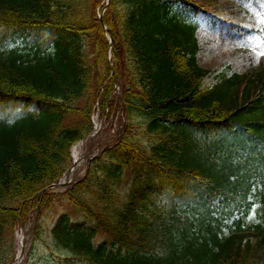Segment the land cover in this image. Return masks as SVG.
Here are the masks:
<instances>
[{"label":"trees","instance_id":"obj_1","mask_svg":"<svg viewBox=\"0 0 264 264\" xmlns=\"http://www.w3.org/2000/svg\"><path fill=\"white\" fill-rule=\"evenodd\" d=\"M101 1L0 0V34L18 41L7 48L0 41V111L7 99L38 107L0 122V264L10 257L1 251L5 229L20 207L26 210V198L67 168L69 146L91 128L95 101L104 109L113 92L109 43L96 11ZM212 1L110 0L104 22L114 66L123 72L129 121L80 197L67 193L88 223L74 226L60 214L46 242L59 256L85 264H264V189L255 195V216L245 209L225 226L226 210L214 216L210 206L222 194L228 209L231 193L264 184V163H254L264 161V61L203 85L210 68L199 59L198 26L184 11L203 13ZM38 28L56 36L31 39ZM138 119L143 137L134 133ZM235 131L255 141L235 143ZM190 135L198 144L186 141ZM240 155L244 161L235 164ZM246 165L259 169L249 176ZM194 178L206 185L196 200L177 190L178 181ZM38 197L42 213L52 195ZM98 229L106 233L96 241Z\"/></svg>","mask_w":264,"mask_h":264},{"label":"rangeland","instance_id":"obj_2","mask_svg":"<svg viewBox=\"0 0 264 264\" xmlns=\"http://www.w3.org/2000/svg\"><path fill=\"white\" fill-rule=\"evenodd\" d=\"M225 8L221 10L224 11V14L220 15L222 18H226L229 15H232L235 19L234 22L237 24V28H219L216 32H213L211 28L204 27V23H202V28L199 32L200 42L202 45V50L200 52V57L204 64L208 65L211 68V72L204 79L205 84H209L213 82L216 78L217 72L225 69L228 73L231 71H243L251 65L258 64L264 56V31L257 32L255 31L258 27L264 26V0L259 4V6H252L250 3L247 4V7H243L239 13V7H235L236 4L225 3ZM101 9V8H100ZM103 10V9H102ZM232 13V14H230ZM245 38V39H244ZM242 41H245L246 47L241 46ZM247 48V49H246ZM92 115L91 120H93V125L95 123L102 121L103 123V131L106 132V137H109L113 134L115 127L117 125L119 113L117 112V106L114 107L113 110H106L104 115H101L97 109ZM139 127H141L139 125ZM138 127V128H139ZM142 128V127H141ZM94 128L91 130V132ZM199 132H203L200 130ZM198 135V134H197ZM190 135L187 136L186 141L191 144H198L200 138L199 136ZM233 140L235 143L241 140L252 141V136L249 135L248 131L243 132L242 134L238 131L233 133ZM84 150H86L87 145L89 144V139H84ZM81 140H79L75 145L79 146L81 144ZM186 152L191 153L189 149ZM254 163H259L262 165L264 161L262 159L258 161H254ZM247 165L244 170H246ZM251 170V167H249ZM248 172V171H247ZM250 173V172H248ZM235 173H231V178H236ZM183 184L187 186V181H183ZM257 183L254 184L252 191H255ZM64 187H55L53 191L59 192L63 190ZM62 200L55 199L51 205L50 209H47L44 214H42V232L47 235L46 229L53 222L54 218L58 211L62 210ZM34 210H31L28 218L25 219V222L20 223L18 226L14 228V236L12 242V257L15 258L17 253V249L19 247V242L23 235V231L26 229V224L29 219L33 216ZM73 218H76L75 214H72ZM74 222H81V219H76ZM31 247V243L27 246V252ZM27 254L24 256V260L21 264H25ZM53 257L52 253L48 254L44 250V245H38L37 248L33 250V255L29 259L28 264H60V263H52L50 257ZM69 264H81L80 262L69 263Z\"/></svg>","mask_w":264,"mask_h":264},{"label":"bare ground","instance_id":"obj_3","mask_svg":"<svg viewBox=\"0 0 264 264\" xmlns=\"http://www.w3.org/2000/svg\"><path fill=\"white\" fill-rule=\"evenodd\" d=\"M99 127V124H97V128ZM72 156H73V173L76 172L77 169L81 168V157H82V148H81V144L79 145V147H73V150H72ZM20 253L17 254V256H19ZM20 258V256L18 257Z\"/></svg>","mask_w":264,"mask_h":264}]
</instances>
